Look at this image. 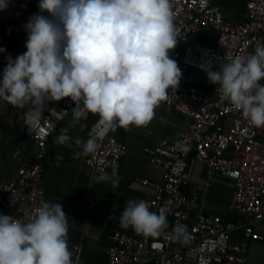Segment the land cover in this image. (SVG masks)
Instances as JSON below:
<instances>
[{
	"label": "clouds",
	"instance_id": "obj_1",
	"mask_svg": "<svg viewBox=\"0 0 264 264\" xmlns=\"http://www.w3.org/2000/svg\"><path fill=\"white\" fill-rule=\"evenodd\" d=\"M10 2L0 0V12ZM38 8L24 25L26 51L5 57L0 100L19 107L30 103L31 126L42 119L44 101L66 97L76 105L73 125L91 113L98 115L104 134L147 126L182 75L169 56L177 45L170 0H38ZM5 52L0 47V54ZM201 67L219 85L218 94L253 126L264 127V44L217 70L211 62ZM67 133L62 129L56 143L74 142L81 149L74 158L97 151L96 137L73 141ZM149 209L147 201L129 200L120 226L158 237L167 227V210ZM67 217L61 203L46 201L27 223L0 214V264H73ZM172 238L186 244L187 225L177 224Z\"/></svg>",
	"mask_w": 264,
	"mask_h": 264
},
{
	"label": "built area",
	"instance_id": "obj_2",
	"mask_svg": "<svg viewBox=\"0 0 264 264\" xmlns=\"http://www.w3.org/2000/svg\"><path fill=\"white\" fill-rule=\"evenodd\" d=\"M15 1L11 0L8 8L0 12V19L12 21L26 35L24 25L28 18L15 6ZM170 3L176 40L186 45L178 66L182 73L180 82L168 90L164 108L186 115L190 123L177 140L162 137L156 141L151 161L162 167L161 179L143 181L155 190L149 210L158 213L165 208L167 227L158 237L114 231L107 249V264H185L190 255L195 264H246V241L262 238L255 227L264 221V127L253 126L235 110L217 93L219 85L212 84L207 76L202 84H189L187 71L203 70L201 66L209 62L217 70L221 63L246 57L249 49L264 44V0H246L242 23L226 18L217 0ZM202 27L215 30L216 40L208 45L188 43L189 36ZM75 106L70 97L44 101L42 119L31 126L26 114L32 105L28 103L21 128L32 143V156L17 168L13 178L0 179V214L23 223L35 215L45 199L42 174L47 143ZM94 116L87 136L96 137L99 147L95 153L84 156L83 161L95 171L115 169L126 147L112 131L102 133L97 124L99 117ZM193 161L206 165L209 178L220 173L232 179L230 205L244 215L242 223L204 213L197 196L184 190ZM110 217L119 221L120 214L112 212ZM177 224L187 225L186 244L172 238ZM238 226L246 240L243 243L231 241V233Z\"/></svg>",
	"mask_w": 264,
	"mask_h": 264
},
{
	"label": "crops",
	"instance_id": "obj_3",
	"mask_svg": "<svg viewBox=\"0 0 264 264\" xmlns=\"http://www.w3.org/2000/svg\"><path fill=\"white\" fill-rule=\"evenodd\" d=\"M217 4L233 23L245 20L246 0H217ZM15 6L28 19L39 12L38 0H16ZM216 36L212 28L202 27L189 36L188 43L208 45L216 40ZM176 42L170 54L179 66L186 42ZM254 53L255 48L249 49L248 56ZM9 54L13 56L14 51L9 49L0 54V74ZM213 70L216 67L213 66ZM206 76L204 70L190 68L187 71L188 83L192 85L202 84ZM260 83L264 84V80ZM27 107L28 103L19 107L0 100V179L13 178L17 168L31 159L32 143L21 128ZM94 118L90 114L73 125V115H68L46 146L42 174L44 201L61 203L68 215V245L73 264H107V249L114 231L138 234L131 227H121L120 221L111 218L110 214H121L129 200H144L150 205L155 190L153 185L143 181L158 182L162 175V167L151 161L155 143L162 137L177 140L190 123L189 117L176 110H166L164 101L161 102L147 126H129L126 130L112 131L125 145L126 153L117 168L100 172L89 168L83 161V155L74 158V154L81 151L74 142L70 141L71 146L56 143V138L65 128L73 141L77 137L86 141ZM189 171L190 179L184 190L197 196L204 213L218 215L226 221L243 222L244 215L230 205L234 190L232 179L220 173H214L209 178L206 165L197 161L190 162ZM101 174H107L109 180L97 182L96 177ZM114 182L116 186H113ZM255 229L262 235L261 239L246 241L241 226L231 233V241H246V264H264V221L259 222ZM185 264H195L191 255Z\"/></svg>",
	"mask_w": 264,
	"mask_h": 264
},
{
	"label": "rangeland",
	"instance_id": "obj_4",
	"mask_svg": "<svg viewBox=\"0 0 264 264\" xmlns=\"http://www.w3.org/2000/svg\"><path fill=\"white\" fill-rule=\"evenodd\" d=\"M26 39L25 34L12 21L0 19V47L6 50L12 49L13 59L26 51Z\"/></svg>",
	"mask_w": 264,
	"mask_h": 264
}]
</instances>
